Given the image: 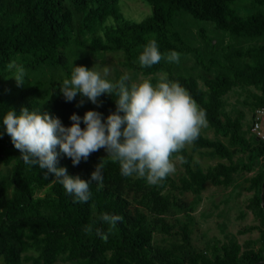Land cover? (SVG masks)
Listing matches in <instances>:
<instances>
[{"label":"trees","instance_id":"trees-1","mask_svg":"<svg viewBox=\"0 0 264 264\" xmlns=\"http://www.w3.org/2000/svg\"><path fill=\"white\" fill-rule=\"evenodd\" d=\"M118 1L0 0V108H12L17 113L22 106L41 108L70 126L73 113L82 117L88 110L97 111L86 98L82 105L80 96L66 102L58 91L62 80L70 75L72 62L81 66L75 61L77 53H113L121 56V65L127 70L154 76L153 83L161 73L179 81L205 110L215 138L200 132L189 143L190 152L184 146L179 153L184 157L181 177L174 180L169 175L158 185L136 176L124 177L119 164L106 159L102 162L103 188L97 190L91 182V199L81 203L68 195L47 169L25 165L4 133L0 136V162L11 167L0 175V260L3 264H22V254L33 250L32 264H54L64 249L86 264H264V143L245 128L244 111L235 107L226 110V96L237 90L245 95L241 103L251 113L264 108V0H143L150 13L139 22L127 20ZM245 2L251 4L253 12L240 15L237 7ZM187 20L195 26L210 23L215 31L225 32L235 41L255 43L218 51V44L206 30L196 26L199 45L191 46ZM153 38L162 53L175 50L181 54L180 60L191 54L199 71L186 75L180 62L164 60L141 68L138 56ZM13 61L26 69L27 80L19 86L10 78ZM120 76L116 74L115 80ZM98 104L102 111H115L110 95L99 97ZM196 152L217 163L203 169L193 156ZM104 158L97 150L74 166L70 158L61 155L57 166L87 181ZM258 165L257 173L245 180L242 188L252 194L249 208L257 212L260 227L248 226L240 233L258 231L259 248L254 250L251 242L240 245L231 239L218 248L208 245L204 251H197L192 243V213L202 201L206 184L233 188L237 174L251 173ZM112 185L126 189L133 197L129 199ZM173 191L190 193L193 198L189 205L180 207L183 218L172 223L157 216L166 212ZM103 212L122 217L106 242L84 231L88 224L107 231L109 226L99 219ZM149 212L156 217L150 218ZM154 232L175 234L178 242L156 247Z\"/></svg>","mask_w":264,"mask_h":264},{"label":"clouds","instance_id":"clouds-1","mask_svg":"<svg viewBox=\"0 0 264 264\" xmlns=\"http://www.w3.org/2000/svg\"><path fill=\"white\" fill-rule=\"evenodd\" d=\"M180 57L175 50L162 53L153 38L143 46L138 63L141 68H151L162 60L179 63ZM9 68L14 69L10 78L18 86L27 80L23 64L13 61ZM109 71L107 66L94 64L88 68L74 66L72 62L70 75L58 89L66 102L80 96L81 105L86 98L99 106L98 98L110 95L115 111L106 117L95 110L86 111L82 117L73 113L69 117L70 126H64L58 117L42 112L41 108L22 106L18 113L12 108H0L3 126L0 136L6 133L25 165L47 169L76 202L86 203L91 199V182H95L97 190L103 188L102 162L106 159L118 163L124 177L143 178L150 185L162 183L176 171L174 158L184 161L179 153L199 137L207 124L205 110L167 73H161L153 83L150 78L134 80L128 74L111 80ZM99 149L107 156L95 166L87 181L69 175L66 167L57 166L61 155L70 158L75 166ZM99 219L109 226L107 231L94 224L86 225L84 231L106 242L122 217L103 212Z\"/></svg>","mask_w":264,"mask_h":264},{"label":"rangeland","instance_id":"rangeland-1","mask_svg":"<svg viewBox=\"0 0 264 264\" xmlns=\"http://www.w3.org/2000/svg\"><path fill=\"white\" fill-rule=\"evenodd\" d=\"M118 6L122 11L124 17L127 20L139 22L143 20L150 13V8L143 0H119ZM238 13L240 15H245L253 12V8L249 2L241 3L237 7ZM198 27L204 28L207 35L218 44V51L224 50L227 46H247L254 44L255 42L237 40L235 41L231 36L225 32L215 31L210 23H198ZM196 26L187 20L185 22V28L188 32L189 44L191 46L199 45V40L197 37ZM76 62L79 65L91 68L94 64L107 66L109 71L108 78L115 80L116 74L124 75L128 74L132 79L138 78H155L154 76H144L141 73H134L127 70L121 65V56L113 53H103L96 55H85L82 53H77ZM84 58V59H81ZM180 66L182 71L186 74H196L199 69L195 67L193 62V57L191 54L185 56L180 60ZM62 75V72L59 73ZM160 75V74H159ZM157 75V77H159ZM46 76L49 77L48 71H46ZM199 85L202 86L201 81ZM239 91L230 92L226 96L227 102V111H232L235 108H238L244 111L247 114L245 120V128H250L252 125V119H250L251 111L247 107L243 106L241 101L245 98L244 94H238ZM79 102V101H78ZM96 110L105 116L109 115V112L102 111L101 108L97 105H94ZM201 132L204 136L208 138H215L213 131L208 127V124L201 129ZM186 149L190 152V144H186ZM102 156H107L103 149H99ZM195 160L201 165L203 169H207L209 166H213L217 163V160H213L206 155H199L197 152L193 153ZM176 164V171L170 174L171 178L178 180L179 177L183 174V168L181 161L174 158L173 161ZM11 165H6L0 162V175H4L10 169ZM259 169L256 167L255 171L245 174H237L235 179V187L222 188L214 187L210 184H206L205 190L202 192V201L196 207L195 211L192 213V216L195 220V225L193 227L192 234V243L194 248L197 251H204L205 248L209 245V248L219 247L222 243H227L228 240L234 239L240 245H243L247 242H251L252 248L257 250L259 248V232L253 231L245 234H241L248 226H258L260 227V221L256 217V211L249 208V199L252 196L251 193H248L243 190L242 187L246 186L245 180L254 176ZM113 188L119 189L123 194L129 199L133 197L132 193H126V189L112 185ZM41 194V191L38 195ZM171 197L170 205L168 206L166 212L157 217H162L168 222H174L175 219L183 218V208L189 205L192 201V195L190 193H179L173 191L169 193ZM172 202L176 203L177 206H174ZM148 216L150 218H155L156 215L152 212H149ZM174 242H178V236L175 234H170L166 236L160 233H153V243L156 247H168ZM212 250H208V254H211ZM31 255H34L33 250H29L22 254V264H32L30 259ZM0 264H3L0 260ZM54 264H86L84 260H81L77 257H72L69 252L66 250H61L58 254Z\"/></svg>","mask_w":264,"mask_h":264},{"label":"built area","instance_id":"built-area-1","mask_svg":"<svg viewBox=\"0 0 264 264\" xmlns=\"http://www.w3.org/2000/svg\"><path fill=\"white\" fill-rule=\"evenodd\" d=\"M264 118V108H258L254 111L251 130L254 135L264 143V129L262 119Z\"/></svg>","mask_w":264,"mask_h":264},{"label":"crops","instance_id":"crops-1","mask_svg":"<svg viewBox=\"0 0 264 264\" xmlns=\"http://www.w3.org/2000/svg\"><path fill=\"white\" fill-rule=\"evenodd\" d=\"M253 114H254V111H253V113H251L250 114V119H252V121H253ZM262 127H263V129H264V118L262 119ZM250 131H251V133L254 135V133L252 132V130H251V127H250ZM255 136V135H254ZM256 137V136H255ZM257 138V137H256Z\"/></svg>","mask_w":264,"mask_h":264},{"label":"water","instance_id":"water-1","mask_svg":"<svg viewBox=\"0 0 264 264\" xmlns=\"http://www.w3.org/2000/svg\"><path fill=\"white\" fill-rule=\"evenodd\" d=\"M263 182H264V177H263ZM261 193L263 194V187H262V192ZM261 198H262V196H261Z\"/></svg>","mask_w":264,"mask_h":264}]
</instances>
